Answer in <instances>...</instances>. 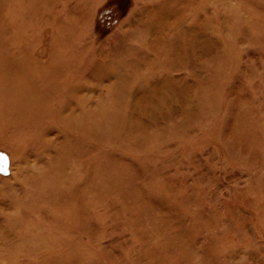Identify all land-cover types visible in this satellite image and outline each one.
Here are the masks:
<instances>
[{"label":"rangeland","instance_id":"374dc122","mask_svg":"<svg viewBox=\"0 0 264 264\" xmlns=\"http://www.w3.org/2000/svg\"><path fill=\"white\" fill-rule=\"evenodd\" d=\"M0 157V264H264V0H0Z\"/></svg>","mask_w":264,"mask_h":264},{"label":"bare ground","instance_id":"6f19581e","mask_svg":"<svg viewBox=\"0 0 264 264\" xmlns=\"http://www.w3.org/2000/svg\"><path fill=\"white\" fill-rule=\"evenodd\" d=\"M97 117H95V118H93V120H92V125H93V127H95L94 126V123L95 124H97V119H96ZM91 131V130H90ZM92 131H94V128H92Z\"/></svg>","mask_w":264,"mask_h":264},{"label":"snow or ice","instance_id":"6c2138e0","mask_svg":"<svg viewBox=\"0 0 264 264\" xmlns=\"http://www.w3.org/2000/svg\"><path fill=\"white\" fill-rule=\"evenodd\" d=\"M0 163H6V160H4L2 157H0Z\"/></svg>","mask_w":264,"mask_h":264}]
</instances>
